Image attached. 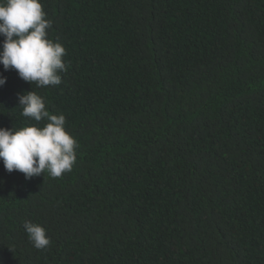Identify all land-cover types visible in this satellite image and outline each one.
<instances>
[{
  "label": "trees",
  "instance_id": "trees-1",
  "mask_svg": "<svg viewBox=\"0 0 264 264\" xmlns=\"http://www.w3.org/2000/svg\"><path fill=\"white\" fill-rule=\"evenodd\" d=\"M41 2L67 71L38 88L0 64V127L35 123V91L77 159L0 160V264H264V0Z\"/></svg>",
  "mask_w": 264,
  "mask_h": 264
},
{
  "label": "clouds",
  "instance_id": "clouds-1",
  "mask_svg": "<svg viewBox=\"0 0 264 264\" xmlns=\"http://www.w3.org/2000/svg\"><path fill=\"white\" fill-rule=\"evenodd\" d=\"M41 0H0V64L14 69L19 77L38 88L62 83L67 71L65 47L49 38L52 21L47 19ZM7 77L0 74V86ZM21 115L35 123L19 128L0 127V160L11 173L19 171L25 179L41 174L60 177L71 171L77 156L78 141L66 130L63 113L52 114L45 97L35 91L18 94ZM44 122L43 124L41 122ZM24 229L37 249L51 243L39 223L24 222Z\"/></svg>",
  "mask_w": 264,
  "mask_h": 264
}]
</instances>
